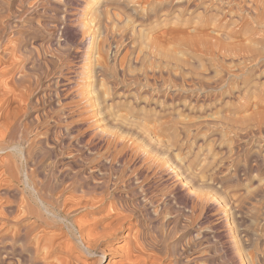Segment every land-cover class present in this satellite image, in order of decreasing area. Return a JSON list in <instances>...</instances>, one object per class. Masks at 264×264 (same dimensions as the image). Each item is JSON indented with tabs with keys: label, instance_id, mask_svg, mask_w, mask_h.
<instances>
[{
	"label": "rangeland",
	"instance_id": "obj_1",
	"mask_svg": "<svg viewBox=\"0 0 264 264\" xmlns=\"http://www.w3.org/2000/svg\"><path fill=\"white\" fill-rule=\"evenodd\" d=\"M0 97L4 121L30 127L0 151L17 177L29 149L42 165L143 166L159 200L144 201L143 231L187 232L182 264H264V0H0ZM3 169L0 216L25 196ZM9 227L0 264H23L7 257Z\"/></svg>",
	"mask_w": 264,
	"mask_h": 264
},
{
	"label": "bare ground",
	"instance_id": "obj_2",
	"mask_svg": "<svg viewBox=\"0 0 264 264\" xmlns=\"http://www.w3.org/2000/svg\"><path fill=\"white\" fill-rule=\"evenodd\" d=\"M15 81L21 82L20 78ZM7 85L10 87L9 83ZM3 96H7V90ZM2 101L1 104H3ZM1 118L3 117L1 116ZM7 122L4 121V118L2 122L0 121V151L7 148L3 143L7 135L16 141L21 133L20 136L23 140L27 137L30 128L29 126L14 125L15 122L12 121L10 124ZM11 143L13 144L12 141ZM29 150L28 154L24 151L21 152L27 160L26 167L23 166L25 170L22 178L16 175L17 167L15 168V163L10 159L13 156L10 157L11 153L5 157L8 158L4 159L7 160L6 162L0 163V167H4L3 176L9 177V183L18 180L23 183L25 191V196L19 197L21 199L19 204L6 203V205L10 203L6 206L7 213L0 216L3 225L0 228H10L9 226L12 224L14 228H18L17 232L9 233L6 236L5 249L10 260L13 256L19 255L22 257L23 264H54L49 259L55 253L60 252L69 258V261L62 260L61 264H166L167 258L173 256L175 264H182L180 256L182 257L183 253L177 248L187 232H181L178 229L180 226L177 221L169 223L172 224L171 228L177 230L171 231L181 232L176 236L172 234L173 236L170 237L169 230L166 235L162 232L159 234L160 226L165 225L161 222V212L158 214V226H155L159 235L154 234L155 236L151 237L147 235L149 232L146 234L143 231L144 226L140 217L146 215L142 210L144 201L159 202L155 196L157 193H153L154 189L151 186L153 183L146 176L147 169L145 167L139 166L135 169L133 176H128L125 174L126 170L116 169L112 165L104 167L98 164L90 170L84 164H78L76 161H71L67 166L55 162L42 165L39 160V162H35L36 159L30 160L32 156L35 158L37 156L36 154L31 155L33 152L31 149ZM154 163L152 162V165ZM152 165L148 166L149 171L153 167ZM104 171L110 174L115 173L116 179L113 180L111 175ZM6 176L3 178L6 179ZM0 178L2 177L0 176ZM153 186L156 185L153 184ZM11 188L10 186L9 189ZM9 189L4 190V196L7 197V194L13 196L16 192V190ZM186 201L185 203H187ZM191 203L192 205H190ZM191 203L189 204L191 210L187 217L188 220L194 221L200 216L197 214L198 206L195 197ZM17 206L19 210H15ZM187 207L189 206L187 205ZM17 210L19 212L15 213ZM28 220L32 222L29 223ZM135 226L139 228L136 234L133 233ZM11 227L13 228V226ZM20 228L25 229L21 230ZM39 228V232L37 231V234L34 232V235L32 231ZM121 239L126 242V247L119 251L112 249L113 241ZM113 250L119 252V258H113ZM83 256L91 258V260L89 261ZM105 258H108L107 263H104ZM10 264H14L13 261Z\"/></svg>",
	"mask_w": 264,
	"mask_h": 264
}]
</instances>
